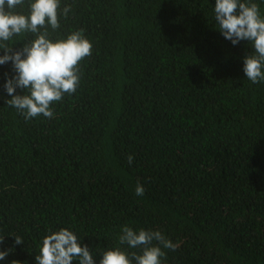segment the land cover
I'll list each match as a JSON object with an SVG mask.
<instances>
[{"label":"trees","instance_id":"trees-1","mask_svg":"<svg viewBox=\"0 0 264 264\" xmlns=\"http://www.w3.org/2000/svg\"><path fill=\"white\" fill-rule=\"evenodd\" d=\"M29 2L16 11L27 16ZM241 2L264 18V0ZM215 4L60 0L49 39L82 30L92 51L54 118L8 107L15 72L0 65V250L12 249L0 264H36L43 238L61 229L95 264L117 248L131 259L141 249L119 243L125 226L178 245L162 248V264H264V82L247 79L255 50L224 38ZM35 38L7 43L18 51Z\"/></svg>","mask_w":264,"mask_h":264},{"label":"clouds","instance_id":"clouds-1","mask_svg":"<svg viewBox=\"0 0 264 264\" xmlns=\"http://www.w3.org/2000/svg\"><path fill=\"white\" fill-rule=\"evenodd\" d=\"M25 0H0V65L11 62L15 75L8 78L4 88L11 99L6 100L8 107L15 108L26 120L38 117L54 118L51 105L62 100L65 94L76 92L80 82L79 64L91 55L92 44L83 36V32L71 33L67 39L53 42L49 39L48 26L53 31L61 27L59 22L60 0H30L29 14L18 13ZM70 7L63 8L66 18ZM215 20L219 32L233 45L241 41L251 42L255 54L244 58V73L251 83L264 82V18L259 14L256 3H244L241 0H216ZM43 29V32H41ZM24 33H32L36 38L23 48L15 50L8 41ZM23 95H17V89ZM26 93V94H25ZM133 157H128L131 165ZM136 195L145 194L144 187L138 182ZM15 244H24L21 237L15 236ZM5 237H0V244ZM155 242V243H154ZM121 245L141 249V253L129 254L119 248L102 254L100 264H162L166 254L162 250L175 251L178 247L166 239L160 231L123 227L119 236ZM12 251L0 250V260H4ZM95 264L87 245L81 247L77 235L67 229L47 235L42 240L40 255L35 256L36 264ZM12 264H20L13 261Z\"/></svg>","mask_w":264,"mask_h":264}]
</instances>
